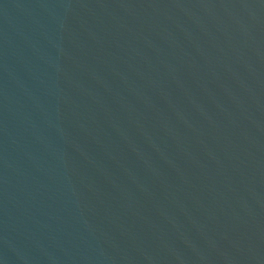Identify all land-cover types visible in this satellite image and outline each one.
<instances>
[{
    "label": "water",
    "instance_id": "95a60500",
    "mask_svg": "<svg viewBox=\"0 0 264 264\" xmlns=\"http://www.w3.org/2000/svg\"><path fill=\"white\" fill-rule=\"evenodd\" d=\"M0 264H264V0H0Z\"/></svg>",
    "mask_w": 264,
    "mask_h": 264
}]
</instances>
